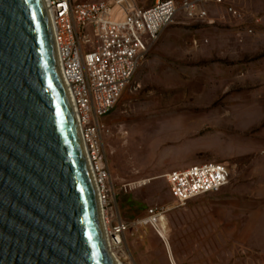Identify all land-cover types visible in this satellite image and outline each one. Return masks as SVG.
Segmentation results:
<instances>
[{
  "label": "rangeland",
  "instance_id": "obj_1",
  "mask_svg": "<svg viewBox=\"0 0 264 264\" xmlns=\"http://www.w3.org/2000/svg\"><path fill=\"white\" fill-rule=\"evenodd\" d=\"M207 9L205 21L175 17L104 116L111 180L152 179L117 195L119 213L134 223L171 208L162 227L177 264H264V0ZM204 162L229 166L225 187L240 188L174 207L164 175ZM124 249L123 264H170L150 223L134 225Z\"/></svg>",
  "mask_w": 264,
  "mask_h": 264
},
{
  "label": "water",
  "instance_id": "obj_2",
  "mask_svg": "<svg viewBox=\"0 0 264 264\" xmlns=\"http://www.w3.org/2000/svg\"><path fill=\"white\" fill-rule=\"evenodd\" d=\"M0 264H118L45 0H0Z\"/></svg>",
  "mask_w": 264,
  "mask_h": 264
},
{
  "label": "built area",
  "instance_id": "obj_3",
  "mask_svg": "<svg viewBox=\"0 0 264 264\" xmlns=\"http://www.w3.org/2000/svg\"><path fill=\"white\" fill-rule=\"evenodd\" d=\"M55 34L58 66L72 102L91 163L102 205L111 253L123 264L125 242L134 225L150 223L158 233L168 210L151 208L134 223L123 220L117 195L140 186L111 180L107 141L113 129L103 121L144 61L161 32L182 13L205 21L207 5L226 0H153L142 7L136 0H45ZM227 12L242 18V11L227 4ZM174 207L196 197L217 193L229 184L231 169L224 163L204 162L164 175ZM117 258H116V256ZM170 264H174L168 254Z\"/></svg>",
  "mask_w": 264,
  "mask_h": 264
},
{
  "label": "bare ground",
  "instance_id": "obj_4",
  "mask_svg": "<svg viewBox=\"0 0 264 264\" xmlns=\"http://www.w3.org/2000/svg\"><path fill=\"white\" fill-rule=\"evenodd\" d=\"M150 180H152V179L142 180V181H140L139 183H140V185H142V184H146V183L150 182ZM168 209H170V208H168ZM163 220H164V219H163ZM162 225H163V222H162ZM162 225L160 226V229H159V231H158V234H159V236L162 238V240H163V242H164V245H165V248H166V250H167V254L170 255V258H171L172 262H173L174 264H177V263H176V260H175V258H174L173 252H172V247H171L170 241H169V239H168V236H167L166 232L163 230ZM115 256H116V255H115ZM116 258H117V256H116ZM117 259H118V258H117ZM168 259H169V258H168ZM119 264H120V263H119Z\"/></svg>",
  "mask_w": 264,
  "mask_h": 264
},
{
  "label": "crops",
  "instance_id": "obj_5",
  "mask_svg": "<svg viewBox=\"0 0 264 264\" xmlns=\"http://www.w3.org/2000/svg\"><path fill=\"white\" fill-rule=\"evenodd\" d=\"M235 185V184H234ZM233 184H231V185H229L228 187H224V188H222L219 192H217L216 193V195H221V194H232V193H234V192H236V190H238L240 187L238 186L237 188H234V187H236V185L234 186ZM233 189H235V191H232ZM214 218V216H213V213L212 212H210L209 214H208V216H207V219H209V221H210V219L211 218ZM206 218V217H205Z\"/></svg>",
  "mask_w": 264,
  "mask_h": 264
}]
</instances>
